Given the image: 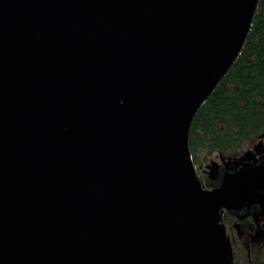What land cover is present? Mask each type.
I'll use <instances>...</instances> for the list:
<instances>
[{
  "label": "water",
  "instance_id": "95a60500",
  "mask_svg": "<svg viewBox=\"0 0 264 264\" xmlns=\"http://www.w3.org/2000/svg\"><path fill=\"white\" fill-rule=\"evenodd\" d=\"M256 3L0 0V264H229L264 164L203 187L187 132Z\"/></svg>",
  "mask_w": 264,
  "mask_h": 264
},
{
  "label": "trees",
  "instance_id": "16d2710c",
  "mask_svg": "<svg viewBox=\"0 0 264 264\" xmlns=\"http://www.w3.org/2000/svg\"><path fill=\"white\" fill-rule=\"evenodd\" d=\"M263 127L264 0H257L240 52L189 122L187 143L193 162L202 147L229 151Z\"/></svg>",
  "mask_w": 264,
  "mask_h": 264
},
{
  "label": "rangeland",
  "instance_id": "374dc122",
  "mask_svg": "<svg viewBox=\"0 0 264 264\" xmlns=\"http://www.w3.org/2000/svg\"><path fill=\"white\" fill-rule=\"evenodd\" d=\"M262 149H264V127L248 139H239L236 147L229 151L202 147L198 152V161L193 162L195 172L201 184L206 187L207 183L216 182L215 177L220 175L222 168L249 162L252 156ZM221 225L229 264H254L264 260L263 236L254 233L246 237L239 235L233 222L229 224L221 222Z\"/></svg>",
  "mask_w": 264,
  "mask_h": 264
},
{
  "label": "flooded vegetation",
  "instance_id": "af4514ba",
  "mask_svg": "<svg viewBox=\"0 0 264 264\" xmlns=\"http://www.w3.org/2000/svg\"><path fill=\"white\" fill-rule=\"evenodd\" d=\"M249 162H262L264 164V149L258 151L255 156H252ZM239 165L240 164L231 166L228 165L226 167L229 169H234ZM225 168H222L220 175L215 177L216 182L207 183L206 187L218 185ZM203 187H205V185ZM262 194L263 195L260 197L249 203L246 202L237 209L222 207L221 222L225 224L233 222L234 226H236L235 228L237 230V234L246 237L254 233L255 235L263 236L262 239L264 241V191Z\"/></svg>",
  "mask_w": 264,
  "mask_h": 264
}]
</instances>
